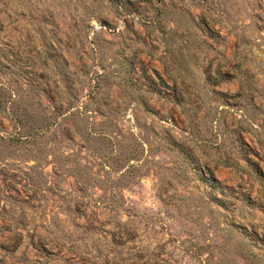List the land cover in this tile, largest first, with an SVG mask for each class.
Wrapping results in <instances>:
<instances>
[{
  "label": "rangeland",
  "instance_id": "rangeland-1",
  "mask_svg": "<svg viewBox=\"0 0 264 264\" xmlns=\"http://www.w3.org/2000/svg\"><path fill=\"white\" fill-rule=\"evenodd\" d=\"M0 264H264V0H0Z\"/></svg>",
  "mask_w": 264,
  "mask_h": 264
},
{
  "label": "crops",
  "instance_id": "crops-1",
  "mask_svg": "<svg viewBox=\"0 0 264 264\" xmlns=\"http://www.w3.org/2000/svg\"><path fill=\"white\" fill-rule=\"evenodd\" d=\"M172 53V52H171ZM169 54L166 57H161L160 54L156 53V55L150 54V56L147 55V52H144L142 55L146 58V66L152 72L155 74V76L162 81V84L166 85H172V81H178L176 77H181L183 81L188 80V75L190 74L189 70L184 68L182 65V62L184 65L188 66L191 62V60L188 58L187 55L181 54L180 59L175 58L173 54ZM182 53V51H181ZM165 53L162 55L164 56ZM183 59L181 60V58ZM164 59H167L165 61ZM182 61V62H181ZM196 63V61H193ZM203 66V65H202ZM196 68V70H194ZM202 67L199 66V63H196L194 67H192V70L195 71L198 75V80L200 81L199 85L200 87H204L207 84L205 83V78H203V70ZM200 69V70H198Z\"/></svg>",
  "mask_w": 264,
  "mask_h": 264
}]
</instances>
